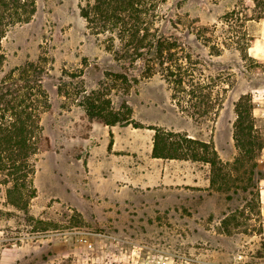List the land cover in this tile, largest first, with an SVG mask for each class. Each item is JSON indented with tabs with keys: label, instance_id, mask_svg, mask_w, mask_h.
Wrapping results in <instances>:
<instances>
[{
	"label": "rangeland",
	"instance_id": "374dc122",
	"mask_svg": "<svg viewBox=\"0 0 264 264\" xmlns=\"http://www.w3.org/2000/svg\"><path fill=\"white\" fill-rule=\"evenodd\" d=\"M20 1L28 8L0 9V87L38 115L41 136L30 158L36 195L26 210L10 204L0 184V264H264V151L255 168L251 160L235 161L234 142V159L221 158L208 188L112 194L97 190L86 153L73 140L88 135L95 119L141 125L133 118L141 102L149 106L148 118L156 116L165 99L149 93L172 96L176 83L166 81L163 68L188 55L202 70L208 95L179 92L172 97L175 108L213 135L221 107L226 117L236 116L234 103L250 93L264 137V19L246 26L254 37L249 56L260 62L242 59L232 47L217 55L197 39V29L220 25L237 0H162L147 15L149 34L176 39L180 47L165 50L161 64L154 48L140 49L152 55L145 59L125 56L117 33L91 30L81 10L88 0ZM16 11L30 18L12 24ZM153 63L156 72L148 77L145 69ZM226 136L224 129L218 142L232 155Z\"/></svg>",
	"mask_w": 264,
	"mask_h": 264
},
{
	"label": "trees",
	"instance_id": "16d2710c",
	"mask_svg": "<svg viewBox=\"0 0 264 264\" xmlns=\"http://www.w3.org/2000/svg\"><path fill=\"white\" fill-rule=\"evenodd\" d=\"M160 1L162 0H88L81 10L88 22V27L95 33H117V37L123 41L125 56L136 53L138 57L145 59L150 52H143L140 49L149 46L148 50L154 48L161 58L160 63L163 64L165 62L163 52L180 46L176 43V39L170 41L163 35L154 37L149 34L147 15ZM31 3L33 4L34 1ZM19 5L28 8V2L0 0L2 11L3 8L10 10L11 6ZM34 11L32 7L29 14H33ZM21 14L19 11L13 13L11 23L27 21L31 15L20 18ZM260 19H264V0H237L233 7L220 17V25L216 23L211 26H201L197 29L196 36L210 49H214L217 55H220L224 48L232 47L239 51L242 59L260 62L249 56V48L254 37L246 28L249 22ZM174 61L177 62L175 67L170 65L171 61L168 60V65H165L162 71L166 81L176 83L172 97L176 99L179 92L194 98L208 95V92L202 93L208 87L202 83L203 72L197 67V62L191 55L174 59ZM145 72L148 77L155 74V64H148ZM4 81L5 79L0 81V86L5 83ZM2 89L3 87H0V106L3 111L0 115V184L6 186L9 203L21 210H26L30 199L36 195L32 180L35 164L30 158L38 150L36 138L39 139L41 136L40 123L38 115L28 111L23 101L16 103L15 100L18 97L16 92L9 88L5 90L6 92ZM205 102H207L206 99L203 100L206 105ZM204 104L199 103L198 106L197 104L194 106L201 108ZM218 105L221 106V104ZM91 106L95 107L94 103H91ZM234 106L236 112L234 140L239 150L235 161L248 159L253 161L256 168L264 148V137L256 124L255 103L252 95L242 94ZM6 113L10 115L7 117ZM103 121L109 124L118 122V120L107 121L105 118ZM140 126L142 125H136V127ZM154 128L156 130L153 149L155 157L193 158L210 163L212 174H214L211 182L212 184L215 182L216 167L222 163V159L212 141H201L185 133L168 131L161 127ZM45 139L48 141L47 138ZM218 168L222 171V167ZM257 172L262 175L261 170Z\"/></svg>",
	"mask_w": 264,
	"mask_h": 264
},
{
	"label": "crops",
	"instance_id": "0c3cea01",
	"mask_svg": "<svg viewBox=\"0 0 264 264\" xmlns=\"http://www.w3.org/2000/svg\"><path fill=\"white\" fill-rule=\"evenodd\" d=\"M146 92H141V96ZM148 94V93H147ZM165 99L157 103L156 116L148 118L146 103L141 102L135 108L134 119L142 123L136 127L133 123L109 124L95 119L91 122L88 135L73 138L74 142L86 153V162L90 167L92 182L98 191L106 193L107 189L119 192H159L171 189L172 186L191 188H208L211 185L210 163L193 158L155 157L153 155L154 127H163L175 132H183L189 137L206 142H214L220 157L225 161L234 159V122L236 116L231 112L226 117V108L221 107L214 121L213 135L206 131L205 124L195 121L192 116L184 115L175 108L170 93L151 92ZM154 106L151 105V108ZM142 112V113H140ZM153 127V128H152ZM226 129L227 149L218 142L223 130ZM212 139V140H211ZM264 148L262 150V153ZM118 193V192H116ZM261 212L264 217V185L260 189Z\"/></svg>",
	"mask_w": 264,
	"mask_h": 264
}]
</instances>
